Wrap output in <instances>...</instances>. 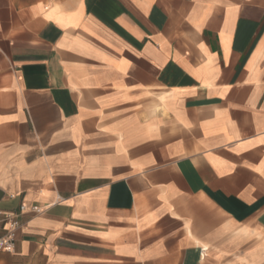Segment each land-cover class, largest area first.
I'll use <instances>...</instances> for the list:
<instances>
[{
    "label": "crops",
    "instance_id": "1",
    "mask_svg": "<svg viewBox=\"0 0 264 264\" xmlns=\"http://www.w3.org/2000/svg\"><path fill=\"white\" fill-rule=\"evenodd\" d=\"M22 205L0 264H264V0H0Z\"/></svg>",
    "mask_w": 264,
    "mask_h": 264
},
{
    "label": "built area",
    "instance_id": "2",
    "mask_svg": "<svg viewBox=\"0 0 264 264\" xmlns=\"http://www.w3.org/2000/svg\"><path fill=\"white\" fill-rule=\"evenodd\" d=\"M25 208L26 206L22 205L19 212H9L0 208V250L14 251L15 232L20 225L19 217ZM31 210L39 212L40 208L32 206Z\"/></svg>",
    "mask_w": 264,
    "mask_h": 264
}]
</instances>
